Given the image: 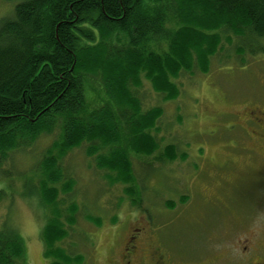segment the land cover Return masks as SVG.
Instances as JSON below:
<instances>
[{"label":"rangeland","instance_id":"obj_1","mask_svg":"<svg viewBox=\"0 0 264 264\" xmlns=\"http://www.w3.org/2000/svg\"><path fill=\"white\" fill-rule=\"evenodd\" d=\"M14 5L0 0V21ZM222 36L206 73L197 62L191 72L172 78L179 89L175 100H166L147 80L136 91L138 114L156 107L162 117L157 129H146L156 140L154 153L135 152L121 142L133 165V182L98 166L96 156L110 154V145L96 155H88L85 143L65 156L58 149L46 155L60 135L57 126L9 153L0 171V229L4 224L23 238L21 264H62L56 253L46 257L42 239L57 209L67 236L55 248L82 257L75 264H108L110 243H124L141 222L155 243L172 246L180 264L194 258L229 264L245 231L264 234V151L246 122L250 108H264V51L241 53L234 47L239 36ZM87 94L92 98V90ZM169 145L176 148L173 158L166 154ZM50 157L57 158L56 166ZM42 163L63 174L55 208L44 206L39 196ZM69 180L73 188L65 194Z\"/></svg>","mask_w":264,"mask_h":264},{"label":"trees","instance_id":"obj_2","mask_svg":"<svg viewBox=\"0 0 264 264\" xmlns=\"http://www.w3.org/2000/svg\"><path fill=\"white\" fill-rule=\"evenodd\" d=\"M6 1L15 5L0 21V171L10 152L58 127L46 155L58 149L65 156L83 143L88 155H96L110 145V154L96 156L98 166L133 182L121 142L135 152L154 153L157 143L146 129H157L162 117L156 107L138 114L136 91L143 80L171 101L179 94L172 78L191 72L197 62L206 73L222 35L239 36L234 47L241 53L264 51V0ZM175 153L173 145L166 147L169 158ZM57 162L52 158V166ZM41 168L40 199L55 208L63 174L45 163ZM72 188L69 180L62 192ZM3 193L0 188V201ZM60 216L53 210L42 232L46 257L56 253L62 264H75L82 257L55 248L67 236ZM24 259L23 238L3 224L0 264Z\"/></svg>","mask_w":264,"mask_h":264},{"label":"flooded vegetation","instance_id":"obj_3","mask_svg":"<svg viewBox=\"0 0 264 264\" xmlns=\"http://www.w3.org/2000/svg\"><path fill=\"white\" fill-rule=\"evenodd\" d=\"M248 115L246 119L247 124H250L248 129L254 127L252 130L254 139L264 151V108L257 106L250 108ZM144 224L145 222H141L138 228L132 227L124 243H110V248L106 251L107 260L110 259L108 264H180L179 262L183 261L168 243H155L150 230L148 231ZM146 240L148 242H145ZM238 243L242 245L236 246L229 264H264V234L262 232L245 231V236L240 238ZM217 263L216 260L209 263L196 262L194 258L185 264Z\"/></svg>","mask_w":264,"mask_h":264}]
</instances>
